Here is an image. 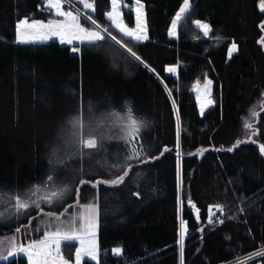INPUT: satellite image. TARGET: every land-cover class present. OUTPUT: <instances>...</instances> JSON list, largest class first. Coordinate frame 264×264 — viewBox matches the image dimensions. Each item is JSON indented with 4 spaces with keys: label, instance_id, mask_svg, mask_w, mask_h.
<instances>
[{
    "label": "trees",
    "instance_id": "1",
    "mask_svg": "<svg viewBox=\"0 0 264 264\" xmlns=\"http://www.w3.org/2000/svg\"><path fill=\"white\" fill-rule=\"evenodd\" d=\"M92 1L95 12L90 13L99 24H109L110 0ZM141 1L148 40L112 34L150 67L107 37L96 45L79 43V53L56 40L18 44L15 29L21 18L48 19L53 10L46 0H0V192L24 191L46 178L56 131L71 127L67 122L79 112L81 91L85 120L91 101L97 114L115 108L126 121L127 102L134 118L150 122L141 139L148 154L159 158L134 167L119 186H99V264H180L182 222L187 227L184 264H231L251 257L264 246V155L256 142L264 143V45L259 43L264 12L259 0H192L175 37L169 35L170 24L183 0ZM126 15L132 22L130 9ZM197 20L211 26L207 35ZM233 41L238 50L229 58ZM169 64L179 65L177 75L165 70ZM206 75L213 81L214 104L201 115L193 85ZM257 102L256 135L248 139L245 118ZM237 140L247 142L227 151ZM164 146L169 151L161 156ZM106 149L86 160L76 181L117 174L105 169L116 153L124 152V142L114 139ZM83 187L96 196L97 189L85 185L80 191ZM216 204L226 207L209 224V206ZM3 229L9 226L0 233ZM44 230L24 238H37ZM117 246L124 248L122 256L112 253ZM64 252L72 257L73 244L64 245ZM0 264L28 260L17 255ZM82 264L96 263L85 259ZM237 264H264V258Z\"/></svg>",
    "mask_w": 264,
    "mask_h": 264
},
{
    "label": "snow or ice",
    "instance_id": "2",
    "mask_svg": "<svg viewBox=\"0 0 264 264\" xmlns=\"http://www.w3.org/2000/svg\"><path fill=\"white\" fill-rule=\"evenodd\" d=\"M79 2L82 3L85 9L91 10L94 14V3L89 2V0H79ZM110 2L112 10L106 13V17L107 20L119 30V33H121L123 37L130 38L132 41L136 42L148 40L147 24L143 11L144 6L141 0H134L136 6V25L134 28L129 27L122 19L123 14L119 11L122 0H110ZM46 3L49 8L55 10L56 15L64 19H50L45 23L43 20L32 19L30 21L28 17L21 18L16 24V43L37 44L51 40L53 37H59L60 43L62 44L67 43L71 45L75 40L82 44L87 42L89 45H96L98 42L104 41L107 37L116 44H119L137 61L144 63L145 67H150L128 46L127 43L124 42L123 39H118L117 36L113 35L107 28L97 30V23L92 18V15L87 13L83 14L85 22L91 25V27H85L84 24L81 23V14L78 10L66 11L64 9V0H46ZM258 6L260 11L264 12V0H259ZM190 8V0H183V5L179 8V11L171 22L169 35H177L176 30L178 22H182V18H187ZM195 24L203 30L205 35L211 30V26L206 22L197 20ZM260 27L264 30V22L261 23ZM259 43L264 45V37L260 38ZM237 50L238 45L233 41L231 47L228 49L229 58L232 56V53ZM71 51L79 53L81 49L79 47H73ZM165 70L171 74H178L179 65L169 64ZM151 71L155 72L156 70L152 68ZM212 84L213 81L206 78L203 89L205 97L201 98L200 95H197V100L200 101L201 115H203L204 108L213 103L210 99ZM196 90L198 93L200 92L199 81L196 83ZM169 95H171L170 90ZM80 96L79 112L67 122L68 125H71V130L69 131L66 126H62L57 138L58 142L54 143L48 153L50 168L46 178L41 183L33 184L24 191L15 187L0 193V195L7 196V199L3 202L11 205V215H15L19 218V216L31 209L36 211L38 216L47 218L46 220H41V224L45 229L41 238L29 239L27 243L11 242L6 251V255L4 251H0V259L6 260L8 257L22 252L27 255L28 264H81L83 258L86 256L96 261V264H99L100 250L97 239L101 216L98 192L99 186H119L130 176L134 167L159 158V156H151L148 154V149L145 148L141 139V131L147 129L150 122L144 118H134L132 116L131 105L125 102L128 117L127 120L124 121L115 108L97 114L94 111L95 106L89 101L88 118L85 120L83 115L82 91ZM173 103H175V101H173ZM257 115L255 110L251 111L252 119L256 118ZM113 117H117L122 121L118 127L117 122L112 119ZM244 127L246 129H252V134H255L254 125L251 120L245 121ZM180 129V120L177 115L175 148L177 150L178 177ZM114 139L124 142V152L122 154L116 153L113 157L115 162L107 164V169H105L106 172L115 170L117 173L113 178L102 179L96 176L87 180L80 178L75 182V187L63 181L57 182L60 169L66 167L74 158L82 162L85 158L91 159L93 154H98L102 151L106 152V144L111 143ZM243 142L247 141L237 140L232 147L226 150L232 152ZM167 151H169V149L167 146H164L163 151H161L159 155L162 156L164 152ZM259 151L264 155V143L259 144ZM97 163L99 164L100 162L97 161ZM105 163H107V161H105ZM103 166L104 165H101V167ZM79 171L81 175H83L82 167ZM134 175L140 177L142 173L136 172ZM85 185H90L97 189V194L90 202L81 204L79 198L80 187ZM69 193L73 194V202L64 204ZM135 195L139 197L140 193L136 192ZM188 202L191 204L190 198ZM57 205H63V211L51 210ZM225 207L226 206L222 204L209 206V223L212 222V209L215 208L219 210L220 213H223ZM46 208L48 210H46ZM69 208H76L78 211L68 213ZM240 211L243 212L244 209L240 208ZM65 216L67 219L64 218ZM4 217L5 212H0V218ZM35 218L36 217H30L29 226L31 225V220ZM217 219L219 223L224 222L223 219ZM22 227H24L25 232L27 231V227L25 226L16 227L14 229L15 235L11 238L12 241H15L16 237L21 233ZM186 232V223L182 222L179 240L180 264H184L183 240ZM71 241L79 242V247L75 249L74 261L67 259L61 251L62 242ZM111 251L114 255L122 256L124 248L122 246H117ZM254 255L264 258V246L257 250ZM247 259H251V257Z\"/></svg>",
    "mask_w": 264,
    "mask_h": 264
},
{
    "label": "rangeland",
    "instance_id": "3",
    "mask_svg": "<svg viewBox=\"0 0 264 264\" xmlns=\"http://www.w3.org/2000/svg\"><path fill=\"white\" fill-rule=\"evenodd\" d=\"M71 1L64 0V5H63L64 6V9L66 11L67 10L77 11L78 10V12L81 14V23L84 24L85 27H91L90 24L86 25L83 22V20H84L83 14L84 13H87V14L92 15L90 13L91 10L85 9L83 7L82 3L79 2V0H73L72 2ZM89 2L94 3V1H92V0H89ZM141 3L144 6L143 7V11L145 13V20H146L145 4L142 1H141ZM190 4H192V0H190ZM46 5H47V3H46ZM182 5H183V3H182ZM135 7L136 6H135L134 0H122L121 5L119 6V11L122 12V14H123L122 19L131 28H134L135 25H136V12H135ZM129 9L132 11V15H133V18H132L133 21L132 22H130L128 20V15H126V11H128ZM52 10H53V14H51L48 19H40V18H32V19L43 20V21H45V23L48 20H50V19H56V20H62V19H64L63 17H60V16L56 15L54 9H52ZM111 10H112V7H111V2H110L109 11H111ZM109 11L107 10L106 12H109ZM92 18L97 23V30H100L102 28H107L110 32H113L112 30H114V32L116 34L118 33V34L122 35L121 33H119V30L116 29L115 26L112 25L109 21H108L109 24L103 26V25H101V24H99L97 22V20L95 19V17H93V15H92ZM174 18H175V16H174ZM32 19H29V20L31 21ZM199 21L206 22L204 20H199ZM206 23H208V22H206ZM146 24H147V20H146ZM179 24H180V22H178V26H179ZM170 26H171V24H170ZM178 26H177V30H176L177 32H178ZM198 28H200V27H198ZM15 36H16V33H15ZM170 36L171 37H175V36H172V35H170ZM263 37H264V35H263ZM53 40H56V41H59L60 42L59 37H53L51 40H48L46 42L53 41ZM79 43H81V42L74 40L73 41V44H71L70 46H71V48H73V47H79ZM63 44H67V43H63ZM117 45H119V44H117ZM117 52H120V51H117ZM117 52L115 53L116 55H117ZM173 75H177V74H173ZM206 78L207 79H211L208 75H206L205 77L197 80V81H199V86H200V92L199 93L196 90V83H197V81L193 85V92H194L195 97H196V101H197V105H198V109H199L200 114H201V111H200V101L197 100V95H200L201 98H204L205 97V93H204L203 89H204V84H205V79ZM210 99L213 101L212 87H211V97H210ZM213 104H214V101H213L212 104L207 105L204 108L203 114ZM259 106H261V102H257L252 107V109L250 110V112L246 116L245 121L251 120V122L253 123V125H255V118L252 119V117H251V111L252 110H255L257 112V109L259 108ZM115 121L117 122V127L122 122L121 120H118V119L117 120L115 119ZM68 129L70 131L71 130V127L68 128ZM60 131H61V127H60L59 130L56 131V135H55V138L56 139H55V142L54 143L58 142L57 141V138H58V135L60 134ZM252 132H253L252 129H246L245 128V135H244L245 138L251 139V137H255L256 134H252ZM249 136H250V138H249ZM256 142H257L258 146H259L260 143H262L261 141H258V140ZM54 143L52 144V146L54 145ZM87 159L88 158L84 159L83 162H80L79 160H77V159L74 158L66 167L60 169L59 175L57 176V182L63 181L65 183H69L71 186L75 187V185H73V183L75 184V181H76L77 177L80 176V174H81L80 171H79L80 170V167H82V168L85 167V164H86L85 162H86ZM93 161H94V158H93ZM95 161H97V159H95ZM76 166H77V168L75 169ZM85 189H89V188L88 187H86V188L83 187L81 189V191H84L83 194H81V191H80V197L79 198H80V203L81 204L90 202L93 199V198L90 197V192L88 190H85ZM0 193H2V192H0ZM6 199H7V196L0 195V212H5V217L4 218H0V228L2 229L3 227H8L9 226V229H6V230L3 229V232L0 233V242H2V243H0V251H4L5 252V255H6V251H7V249H8V247H9V245H10L11 242H17V243L18 242H24V243H27L29 239H39V238H41L43 234L41 236L37 237V238H24V235L27 236V235L32 234L35 231L39 230L41 227L44 228V226L41 224V220L42 219L43 220H46L47 219L46 217L38 216L37 215V212L36 211H33L31 209L28 212L24 213L23 215L19 216V218H17L15 215H11V213H12L11 205L10 204H6V203L3 202ZM72 202H73V194L69 193L68 196L66 197V200L64 201V204H68V203H72ZM46 210H48V209L46 208ZM51 210H53V211H63V205H57V206L53 207ZM76 211H78V209H76V208H69L68 209V213H73V212H76ZM30 217H36V218L31 220V225L29 226V219H30ZM64 218L67 219L66 216ZM26 221H27V223H26ZM15 225L25 226V227H27V231L25 232L24 227H22L21 233L16 237V240L15 241H12L11 238L15 235V233H14V229H15L14 227H15ZM181 226H182V223H181ZM186 234H187V232H186ZM97 239H98V243H99V230H98ZM179 240H180V237H179ZM67 244H73L72 257H68L67 255H65L64 245H67ZM77 247H79V242L78 241L62 242V244H61V251H62L63 255L67 259H70V260H73L74 261V259H75V249ZM17 255H23V256H25L27 258V255L25 253H22L21 252V253H16V254H14L11 257H8L6 260L0 259V263L1 262H6L9 259H11V258H13L14 256H17ZM251 257L253 258V257H255V255H253ZM85 259H88V260L93 261L90 257H87L86 256V257L83 258L82 262ZM27 260H28V258H27ZM245 260H248V259L247 258H241V259L236 260V262L235 261L232 262L231 264H237V263H240V262L245 261ZM82 262H81V264H82ZM93 262L96 263V261H93Z\"/></svg>",
    "mask_w": 264,
    "mask_h": 264
},
{
    "label": "built area",
    "instance_id": "4",
    "mask_svg": "<svg viewBox=\"0 0 264 264\" xmlns=\"http://www.w3.org/2000/svg\"><path fill=\"white\" fill-rule=\"evenodd\" d=\"M219 212V210H217V209H215V208H213L212 209V213H211V215H212V222L211 223H214L215 221H216V218H215V214L216 213H218ZM210 214V213H209ZM208 223H209V220H208ZM210 224V223H209ZM244 258H248V257H244Z\"/></svg>",
    "mask_w": 264,
    "mask_h": 264
}]
</instances>
